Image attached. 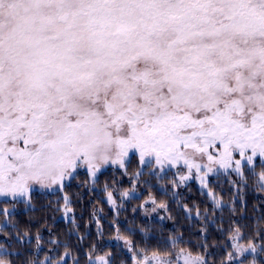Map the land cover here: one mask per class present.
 Here are the masks:
<instances>
[{
    "label": "snow or ice",
    "instance_id": "obj_1",
    "mask_svg": "<svg viewBox=\"0 0 264 264\" xmlns=\"http://www.w3.org/2000/svg\"><path fill=\"white\" fill-rule=\"evenodd\" d=\"M133 159V180L147 169L165 181L183 164L187 175L179 176L180 183L195 169L207 187L214 166L255 174L249 166L258 160L264 181V0H0L4 202L10 197L13 205L29 206L36 186L66 190L81 168L95 188L105 166L127 174ZM168 182H175V173ZM103 187L115 204L109 185ZM62 199L74 223L71 196ZM0 212L12 215L7 208ZM231 231L234 241L243 239L238 227ZM0 233L9 235L5 224ZM35 239L38 253L39 231ZM260 239L234 243L228 264H264ZM117 240L135 253V264H177V257L165 260L123 234ZM70 254L65 247L64 255ZM181 256L183 264H208L206 256L183 250ZM0 264H13L3 244ZM26 264L66 260L34 254ZM88 264L113 260L106 253Z\"/></svg>",
    "mask_w": 264,
    "mask_h": 264
},
{
    "label": "trees",
    "instance_id": "obj_2",
    "mask_svg": "<svg viewBox=\"0 0 264 264\" xmlns=\"http://www.w3.org/2000/svg\"><path fill=\"white\" fill-rule=\"evenodd\" d=\"M137 164L138 160L133 159L127 174L119 167L104 169L95 188L88 172L80 171L63 190L71 196L74 223L59 218L62 191L35 190L29 206L23 202L13 205L11 201H0V210H3L2 205L12 207L9 210L11 217L0 212V224H5L9 234L0 233V244L7 247L9 259L13 264H26L37 254L40 259L48 255L53 260H66V264H77V261L88 264L89 256L110 253L113 264L122 261L135 264V253L124 240H117V236L123 234L139 248L158 250L162 256H173L183 250L193 256H206L208 264H221V261L228 264L227 254L233 251L231 239L236 234L231 231L234 227L240 229L242 242L248 243L250 238L253 243L261 242L260 237L264 236V189L260 185L264 181H260L262 166L258 161L249 166V169L255 167V174L251 170H242L240 174L221 171L213 175L208 181L210 193L195 181L181 184L176 174L175 182H168L172 171L165 181H157L148 175L147 169L142 178L133 180ZM134 181H137L140 193L135 198L123 196L134 186ZM105 183L109 185L108 190L115 191L117 207H111L105 199ZM148 199L168 207L157 211L155 216L149 215L147 208L150 205L145 204ZM204 209H208L207 214ZM9 220L11 224H6ZM38 231L42 236V247L37 253L35 236ZM25 232L29 233L28 237L24 236ZM98 232L102 234L98 235ZM17 233L23 239H19ZM172 239L177 241L175 246ZM53 240L58 243H51ZM65 247L70 250V255H64ZM145 254L150 255L151 251Z\"/></svg>",
    "mask_w": 264,
    "mask_h": 264
},
{
    "label": "rangeland",
    "instance_id": "obj_3",
    "mask_svg": "<svg viewBox=\"0 0 264 264\" xmlns=\"http://www.w3.org/2000/svg\"><path fill=\"white\" fill-rule=\"evenodd\" d=\"M258 161V160H257ZM256 161V162H257ZM198 162H201V163H204L205 161H198ZM255 163V162H254ZM108 167H118V166H116V165H112V166H105L104 167V169H106V168H108ZM154 167H155V165H154ZM181 168H183L184 170H183V172H180V169ZM103 169V170H104ZM80 171H85V172H87V170L86 169H84V168H81L80 170H79V172ZM172 173H175L176 175H177V177H178V179H179V176L181 175V174H183V175H187V169L183 166V164H181V165H179V166H177V168H173L172 170ZM203 169H202V172H201V174L203 173ZM221 171H223V172H233V173H238V172H236L235 171V169H234V167H232V168H228V169H224V168H220L218 165H216V166H214V171L212 172V173H209L208 174V176L205 178V180H206V183H207V187H205L204 186V184H201V182H200V178H199V174H197L196 173V171H195V169H193V171H192V174H191V177L187 180V181H185V182H183V183H181V184H186L187 182H190V181H195L203 190H205V191H208L209 193L211 192L210 190H209V188H208V181H209V179L213 176V175H215V174H217L218 172H221ZM242 172V171H241ZM241 172H239L238 174H240ZM89 174V173H88ZM98 175H100V174H98ZM90 176V175H89ZM91 178V177H90ZM92 179V178H91ZM36 190H39V191H50L51 192V190H42L41 189V187L40 186H36ZM108 191H111L112 193H113V200H115L116 201V198H115V191L114 190H108ZM126 192H129V193H131V192H135L136 193V195H138L139 193H140V190L137 188V181H134V186L133 187H131L128 191H126ZM62 193H63V196L64 195H67V194H65L64 192H63V190H62ZM125 193V192H124ZM32 195V194H31ZM124 196V195H123ZM126 197V196H125ZM24 200H28L29 198L28 197H24L23 198ZM105 199L108 201V203L110 204V206L111 207H117V201H116V203L115 204H113L111 201H109L108 199H107V193H106V195H105ZM0 201H4V198L3 197H0ZM8 201H11V198L9 197L8 198ZM151 199H148L147 201H146V205H150V207L149 208H147V214H149V215H152V216H155V214L157 213V211H159L160 212V208L156 205V204H151ZM1 205V204H0ZM2 208L3 209H5V208H7L8 210H11V208L12 207H9L7 204L6 205H2ZM150 209H155L154 211H151ZM74 211V210H73ZM73 215V213H69V214H67V215H65L64 214V211H63V204H62V212H61V214H60V216H59V218H61V219H65V220H71V219H69V217H71ZM74 215H75V212H74ZM237 235V233L234 235V236H236ZM233 236V237H234ZM234 243H240V244H243V245H245V246H247V244L248 243H244V242H242L240 239L239 240H237V241H234L233 239H231V244L233 245ZM259 243H261V242H258L257 244H259ZM233 251H235L234 250V248H233ZM183 253L184 254H187V252H184L183 251ZM151 255V254H150ZM149 255V256H150ZM173 256H175V257H177L178 259H177V264H183V259H182V256H181V252H179V253H177L176 255H173ZM173 256H163V258L165 259V260H168V259H171ZM95 256H89V258H88V260L90 259V258H94ZM87 263H88V261H87Z\"/></svg>",
    "mask_w": 264,
    "mask_h": 264
}]
</instances>
